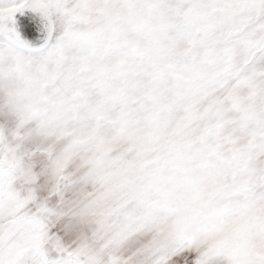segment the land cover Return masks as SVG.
<instances>
[{
	"label": "snow or ice",
	"instance_id": "obj_1",
	"mask_svg": "<svg viewBox=\"0 0 264 264\" xmlns=\"http://www.w3.org/2000/svg\"><path fill=\"white\" fill-rule=\"evenodd\" d=\"M0 264H264V0H0Z\"/></svg>",
	"mask_w": 264,
	"mask_h": 264
}]
</instances>
